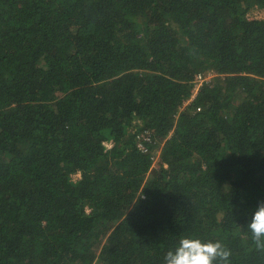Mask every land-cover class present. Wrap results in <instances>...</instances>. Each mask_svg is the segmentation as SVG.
I'll return each mask as SVG.
<instances>
[{"label": "trees", "instance_id": "obj_1", "mask_svg": "<svg viewBox=\"0 0 264 264\" xmlns=\"http://www.w3.org/2000/svg\"><path fill=\"white\" fill-rule=\"evenodd\" d=\"M254 9L0 0V264H164L188 235L264 264L247 233L264 201Z\"/></svg>", "mask_w": 264, "mask_h": 264}, {"label": "clouds", "instance_id": "obj_2", "mask_svg": "<svg viewBox=\"0 0 264 264\" xmlns=\"http://www.w3.org/2000/svg\"><path fill=\"white\" fill-rule=\"evenodd\" d=\"M247 233L254 248L264 254V201L258 203ZM231 255V248L223 240L188 235L167 251L164 264H230Z\"/></svg>", "mask_w": 264, "mask_h": 264}, {"label": "built area", "instance_id": "obj_3", "mask_svg": "<svg viewBox=\"0 0 264 264\" xmlns=\"http://www.w3.org/2000/svg\"><path fill=\"white\" fill-rule=\"evenodd\" d=\"M213 75L211 72L209 73H199L195 77V92L204 84L208 83L212 80ZM146 141L148 144L152 143V139L148 134H143L138 136V147L142 150L143 153H148L149 150L147 148ZM155 161V160H154Z\"/></svg>", "mask_w": 264, "mask_h": 264}, {"label": "rangeland", "instance_id": "obj_4", "mask_svg": "<svg viewBox=\"0 0 264 264\" xmlns=\"http://www.w3.org/2000/svg\"><path fill=\"white\" fill-rule=\"evenodd\" d=\"M250 16L255 17L256 19H263L264 20V10L254 9V10H252L250 12ZM211 74L213 75L212 79H214L216 77V74H214L213 72H211ZM158 156L159 155H157L156 157H154V160L155 161L158 160ZM155 163H157V161Z\"/></svg>", "mask_w": 264, "mask_h": 264}]
</instances>
